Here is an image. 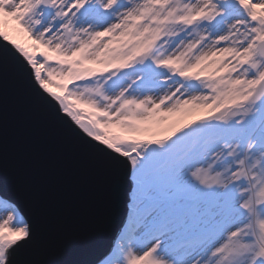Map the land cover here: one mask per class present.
Returning a JSON list of instances; mask_svg holds the SVG:
<instances>
[{
	"label": "snow or ice",
	"instance_id": "1",
	"mask_svg": "<svg viewBox=\"0 0 264 264\" xmlns=\"http://www.w3.org/2000/svg\"><path fill=\"white\" fill-rule=\"evenodd\" d=\"M0 41V72L129 178L98 264H264V0H0ZM38 247L0 187V264Z\"/></svg>",
	"mask_w": 264,
	"mask_h": 264
},
{
	"label": "water",
	"instance_id": "2",
	"mask_svg": "<svg viewBox=\"0 0 264 264\" xmlns=\"http://www.w3.org/2000/svg\"><path fill=\"white\" fill-rule=\"evenodd\" d=\"M0 180L39 243L18 254L17 264L38 257L98 264L127 217L129 178L52 123L10 66L0 72Z\"/></svg>",
	"mask_w": 264,
	"mask_h": 264
},
{
	"label": "rangeland",
	"instance_id": "3",
	"mask_svg": "<svg viewBox=\"0 0 264 264\" xmlns=\"http://www.w3.org/2000/svg\"><path fill=\"white\" fill-rule=\"evenodd\" d=\"M13 28L14 26L10 27L9 29H6L9 31L10 38L15 40L17 43L21 44L22 46L29 47L31 42L28 40L27 36L19 32L18 30H13ZM53 90L55 91L56 89ZM141 138L147 139L149 137L145 136Z\"/></svg>",
	"mask_w": 264,
	"mask_h": 264
},
{
	"label": "trees",
	"instance_id": "4",
	"mask_svg": "<svg viewBox=\"0 0 264 264\" xmlns=\"http://www.w3.org/2000/svg\"><path fill=\"white\" fill-rule=\"evenodd\" d=\"M115 244V243H114Z\"/></svg>",
	"mask_w": 264,
	"mask_h": 264
}]
</instances>
